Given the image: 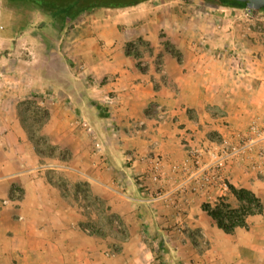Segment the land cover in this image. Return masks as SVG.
<instances>
[{
    "label": "crops",
    "instance_id": "obj_1",
    "mask_svg": "<svg viewBox=\"0 0 264 264\" xmlns=\"http://www.w3.org/2000/svg\"><path fill=\"white\" fill-rule=\"evenodd\" d=\"M91 10L59 29L51 50L45 40L37 80L24 77L15 92L0 90V264H110L105 241L80 229L77 210L49 182L44 171L53 167L86 182L122 219L128 234L120 259L148 264L146 235L168 244L167 230L185 227L200 229L208 245L197 252L182 236V264H264V142L248 134L252 125L264 128V45L255 35L246 43L253 62L243 74L225 14L209 16L180 0ZM167 39L179 59L165 50ZM139 40L138 56L128 54L127 45ZM34 89L49 111L42 134L69 152L65 162L40 157L17 118V100ZM240 138L249 147L227 160L220 180L252 192L263 209L226 234L202 205L239 202L218 186L207 195L191 191L188 150H202L208 164V147ZM157 159L161 175L153 181L148 174ZM15 187L22 190L16 200ZM156 192L166 196L150 200Z\"/></svg>",
    "mask_w": 264,
    "mask_h": 264
},
{
    "label": "rangeland",
    "instance_id": "obj_2",
    "mask_svg": "<svg viewBox=\"0 0 264 264\" xmlns=\"http://www.w3.org/2000/svg\"><path fill=\"white\" fill-rule=\"evenodd\" d=\"M46 1L48 4L51 2V0ZM180 1L187 5L190 4L196 9V11L199 9V11H203V13H207L209 16H213L215 13L225 14L226 18L233 22L232 28L236 34V41L233 42V44L237 45L236 55L238 59H248L250 57L248 55L251 54L247 52L248 47L246 46V43L252 39V35H255L253 38H256L261 42V44L264 45V10L261 16L254 18L252 22H247L245 19L240 17V13L230 11L221 12L220 10L217 12V10H211L212 7L216 8V5L208 4L201 0ZM88 11L90 12L92 10L89 9ZM181 13L185 14V11L182 9L181 12L177 13L179 14L180 18ZM190 20L191 17L188 20L190 24L195 23L192 21L190 22ZM185 25L187 26L188 24L186 23ZM62 27H64V21L61 16L53 15L52 13L43 10L38 5L27 1L0 0V78H18L17 81H3V79H1L2 81H0V90L10 87L9 91H2L3 93L7 94L11 91L15 92V87L25 86V84H22L21 82L23 81L24 77L37 80L39 72L43 70L42 61L44 54L40 52L44 49L43 44L45 43V40H47L48 45L51 46L49 50H51L53 46H56L57 40H59L58 36L60 34V32L58 34V30ZM28 29H31V31L29 32ZM45 29H47L49 32L46 33ZM25 30L28 31L23 33ZM161 43L166 51H169L174 57L179 59L180 55L170 40L167 39ZM141 44L142 42L140 41H136L135 44H128L129 47L127 45V51H130L129 54L137 55V47L135 46H140ZM35 90L36 89L31 90L30 92H27V94L20 96L17 100L16 106L18 110L17 118L21 125L28 129L34 135V137L39 140L41 136L45 137L42 134V127L44 125L41 126V123L43 122V112L41 109L47 108L45 106L44 99L42 96H40V94L35 92ZM79 123L82 127H87L85 121L81 120ZM82 124H85V126ZM249 133L253 136V139H256V137L250 132V129L248 134ZM245 143L249 144L248 139L243 140L240 138L237 145H229L226 141H224L222 146L219 144L220 146L218 145L217 148L211 149L214 153L219 155L223 150L230 152L233 148ZM38 149L42 153V158L44 159L57 158L59 156L58 152L50 151L48 148L42 147V145L39 143ZM226 162L227 161L224 162L221 169L224 167ZM44 173L51 183L64 189L63 195L66 197L67 201L77 210L80 224L84 226V228L104 235V238L102 237L99 239L101 244H103L102 241H105V248L103 252L105 253L107 260L110 261V264L134 263V260H130L131 257L123 256V259L119 258V254L123 250L124 244L123 241H120L122 237L121 233L119 232L120 229L113 225L109 226L108 224V214L106 211H103L106 205L105 202L100 198L99 201H96L93 198L95 196H93L91 192L90 194L93 197L88 195L86 193V187L80 186L77 190L74 188L75 184L86 182L81 180L72 182L68 180L63 170L56 169V167L47 169L44 171ZM222 182L225 183L224 181ZM229 187L230 186H228L227 189L222 190H229ZM21 194L22 190L19 187H15L12 194V199H20L22 196ZM207 200L209 201V199ZM217 202L218 200L212 202V204L207 202L204 204H210L213 206ZM167 231L171 232V238L168 244L155 241L154 236L149 235L148 236L151 238L147 240L146 235L145 245L148 248L146 253H152L151 258L146 260L148 264H182L181 255L183 252H187V245L183 243L182 236L189 239L190 245L194 246V249H196L197 252L206 251L208 242H206V239L204 238V235L200 229L179 227L174 231L172 229ZM173 241H175V243H172ZM134 250V247H132L128 251L133 252Z\"/></svg>",
    "mask_w": 264,
    "mask_h": 264
},
{
    "label": "trees",
    "instance_id": "obj_3",
    "mask_svg": "<svg viewBox=\"0 0 264 264\" xmlns=\"http://www.w3.org/2000/svg\"><path fill=\"white\" fill-rule=\"evenodd\" d=\"M14 1V0H10ZM15 1H27L35 5L40 6L43 10L52 13L53 15H59L64 21V26L67 25L73 18L78 14L87 11L91 8L101 7V8H126L132 7L139 3L145 2L147 0H51L48 4L46 0H15ZM208 4H213L216 6H222L226 8H236L241 9L246 7L244 3L235 1V0H201ZM264 10V9H262ZM140 41V40H139ZM129 47V45H128ZM130 51H127L129 54ZM137 56V55H135ZM43 112V126L49 119V112L47 109L42 108ZM24 128V127H23ZM26 133L30 142L33 144L36 153L42 157V153L38 149V143L44 148H48L50 151H55L59 153L57 157L59 160L65 162L70 158V154L66 150H62L58 147H55L50 144V142L43 136L37 140L34 135L26 128ZM51 157V156H49ZM49 180V179H48ZM51 183V181H49ZM53 186L57 187L61 192H64L60 186L51 183ZM80 186L86 187V193L90 196L89 186L87 183H77L74 188L77 190ZM230 192L236 197L239 202L238 207L232 208L228 203L223 199H219L217 203L213 206L210 204H203L202 209L215 221L217 227L221 229L226 234H231L237 227H244L246 217L250 215L260 214L262 212V203L259 198H257L252 192L245 189H236L234 187H229ZM93 197V196H92ZM65 198V196H64ZM96 201L100 199L93 197ZM108 216L109 226L113 225L116 228L120 229L121 239L120 241H125L127 238L126 228L122 220L115 214H113L109 207L105 205L104 210ZM80 229L89 234L98 237H103V234L94 232L84 228L79 224Z\"/></svg>",
    "mask_w": 264,
    "mask_h": 264
},
{
    "label": "built area",
    "instance_id": "obj_4",
    "mask_svg": "<svg viewBox=\"0 0 264 264\" xmlns=\"http://www.w3.org/2000/svg\"><path fill=\"white\" fill-rule=\"evenodd\" d=\"M230 12L240 13V17L245 19L247 22H252L254 18L261 16L263 10H253L248 7H244L241 9H232ZM262 18V17H261ZM243 59V60H242ZM253 62L250 58L248 59H238L235 58L236 63V71L240 73L247 74L250 62ZM85 126V124H82ZM250 132L256 137L258 141L264 142V129H260L256 126L250 127ZM249 144H241L236 148H233L230 152L223 150L219 155L214 153L211 148H207L206 152L208 155L212 157V162L206 164L203 162V151L198 149L190 148L188 150L189 153V163L194 168V174L191 175L189 182H192L191 191L203 193L207 195V191L218 186L221 189H227V185L223 183L220 178L219 171L223 166L224 162L227 161L230 157L236 156L243 150H245ZM153 181H158L161 175V167L160 162L155 160L152 162L150 174H148ZM166 196V193L156 192L153 193L150 197L151 200L161 199Z\"/></svg>",
    "mask_w": 264,
    "mask_h": 264
},
{
    "label": "water",
    "instance_id": "obj_5",
    "mask_svg": "<svg viewBox=\"0 0 264 264\" xmlns=\"http://www.w3.org/2000/svg\"><path fill=\"white\" fill-rule=\"evenodd\" d=\"M245 4L246 7L253 10H262L264 9V0H235Z\"/></svg>",
    "mask_w": 264,
    "mask_h": 264
},
{
    "label": "bare ground",
    "instance_id": "obj_6",
    "mask_svg": "<svg viewBox=\"0 0 264 264\" xmlns=\"http://www.w3.org/2000/svg\"><path fill=\"white\" fill-rule=\"evenodd\" d=\"M228 187V186H227Z\"/></svg>",
    "mask_w": 264,
    "mask_h": 264
}]
</instances>
